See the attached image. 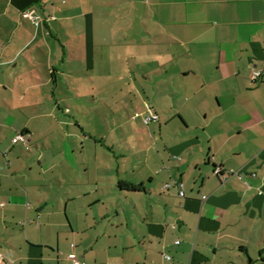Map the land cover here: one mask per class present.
Listing matches in <instances>:
<instances>
[{"label":"crops","instance_id":"obj_1","mask_svg":"<svg viewBox=\"0 0 264 264\" xmlns=\"http://www.w3.org/2000/svg\"><path fill=\"white\" fill-rule=\"evenodd\" d=\"M0 254L264 264V0H0Z\"/></svg>","mask_w":264,"mask_h":264},{"label":"built area","instance_id":"obj_2","mask_svg":"<svg viewBox=\"0 0 264 264\" xmlns=\"http://www.w3.org/2000/svg\"><path fill=\"white\" fill-rule=\"evenodd\" d=\"M26 16H28V15H26ZM34 21H35V20H34ZM35 22L38 23L37 21H35ZM261 76H262V72L259 71V70H254L253 73H252V77H253L254 80H257V79L260 78ZM136 118H141L142 121H143V123H144L145 125H149V124H151V123H153V122L158 121V119H159L158 115L153 111V109H152L149 105L146 106V111H145L144 113H142V114H141V113H137V114L134 116V119H136ZM19 142L27 143L26 138H25V136H24L23 134L18 135V136H17L16 138H14V140H13V143H14V144H17V143H19ZM223 173H224V172H223V169H222L221 167H216V169L214 170V174H215V175L221 176V175H223ZM234 174H239V173H236V172H233V171H230V172H229V175H234ZM223 179L226 180L227 177L224 175V176H223ZM240 179H241V177H240ZM166 187L170 188L171 186H170V185H167ZM178 189H179V194H180V196H181V197H184V196H185V193H184V191H183V185L180 184V185L178 186ZM176 243H177V244H180L179 241H177ZM69 259H70V261L72 262V264H83V263H82L81 261H79V260L77 259V257L74 256V255L70 256ZM165 259H166L168 262H171V261H172V258H171L169 255H166V256H165ZM4 262H5V258H4V256H3L2 254H0V264H3Z\"/></svg>","mask_w":264,"mask_h":264},{"label":"rangeland","instance_id":"obj_3","mask_svg":"<svg viewBox=\"0 0 264 264\" xmlns=\"http://www.w3.org/2000/svg\"><path fill=\"white\" fill-rule=\"evenodd\" d=\"M103 113H105V115H104V117H102V120H104V118H105L107 120V124L110 123L112 120H114V122L117 121V120H120L123 123L129 122L130 120L131 121L137 120L136 122H138L139 124H142L141 123V120H142L141 118L140 119L139 118L134 119V116L136 115L135 113L133 115H130V116L128 115V116H124V117L123 116L122 117H119V119H117V120H116V117L109 118L110 115L112 114V112L108 108L103 109ZM101 128H103V127L101 126ZM118 135L120 136V133H118ZM57 138H58V140L59 139L61 140V138H59L58 136H57ZM144 140L145 141H151L149 136H147V138H145Z\"/></svg>","mask_w":264,"mask_h":264},{"label":"trees","instance_id":"obj_4","mask_svg":"<svg viewBox=\"0 0 264 264\" xmlns=\"http://www.w3.org/2000/svg\"><path fill=\"white\" fill-rule=\"evenodd\" d=\"M120 188L126 191H130V192H140L143 191V186H136L134 184H130V183H122L120 184Z\"/></svg>","mask_w":264,"mask_h":264}]
</instances>
